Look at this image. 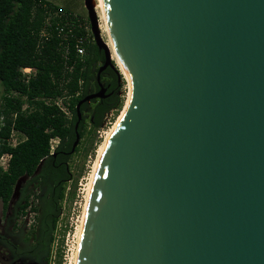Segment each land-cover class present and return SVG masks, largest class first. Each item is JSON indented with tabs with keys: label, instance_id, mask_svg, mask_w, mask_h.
<instances>
[{
	"label": "water",
	"instance_id": "water-1",
	"mask_svg": "<svg viewBox=\"0 0 264 264\" xmlns=\"http://www.w3.org/2000/svg\"><path fill=\"white\" fill-rule=\"evenodd\" d=\"M96 1L131 100L97 166L78 264H264V0ZM84 5L104 59L76 131L102 72L121 78Z\"/></svg>",
	"mask_w": 264,
	"mask_h": 264
},
{
	"label": "trees",
	"instance_id": "trees-1",
	"mask_svg": "<svg viewBox=\"0 0 264 264\" xmlns=\"http://www.w3.org/2000/svg\"><path fill=\"white\" fill-rule=\"evenodd\" d=\"M50 8L59 12L60 16L53 17L52 22L64 26V31L53 32L44 47L38 49V34ZM67 21L73 28L71 32H68L69 25H65ZM86 22L87 17L50 0H0V86L3 87L0 116H5V126L0 130V155L12 153L9 169L0 173L3 214H7L21 179L23 196L18 217L26 213L33 194L40 199L35 207L39 211L37 224L22 244L0 233V244L8 249L11 264H49L55 234L61 233L63 203L76 193L78 179L71 160L82 152L87 157L95 150L102 141L97 133L104 126L105 116L113 111L114 120L124 104L118 95L101 98L90 109L82 104L83 117L76 131L77 104L99 87V64L104 59L90 38L82 43L84 54L78 52L79 37L88 35ZM23 67L36 70L29 81L23 77ZM101 77L111 85L108 91L118 89L119 79L114 69L106 70ZM57 98L70 101L71 117L57 105ZM13 128L26 135L15 147L7 142ZM77 132L80 143L73 150ZM55 137L61 141L51 154L50 141ZM70 183L73 190L68 191ZM60 260L59 249L56 264H61Z\"/></svg>",
	"mask_w": 264,
	"mask_h": 264
},
{
	"label": "rangeland",
	"instance_id": "rangeland-1",
	"mask_svg": "<svg viewBox=\"0 0 264 264\" xmlns=\"http://www.w3.org/2000/svg\"><path fill=\"white\" fill-rule=\"evenodd\" d=\"M50 1L63 7L72 8L76 12L88 18V13L84 5V0H50ZM95 9L97 10V14L99 18V26H100L99 29L101 32V36L105 41L111 44V40L104 27L102 12L96 6ZM112 56L115 65H117V68H119L121 72V78L120 80H118L119 87L116 92L118 96L124 99L123 107L119 112L120 115L125 107V103L129 96L130 85L126 75L120 69L118 62L116 61V57H114L113 54ZM2 94H3V87L0 86V103L2 100ZM119 115H117L114 120H112V117L114 116L113 111L109 112L105 116L104 126L97 133L98 134L97 138L98 139L101 138L102 141L100 144L96 146L94 151H90L87 157H84L85 155L82 152L80 156L76 155L71 160V164L73 165V172L75 174V178L78 179V182H77L75 196L70 197L71 199L68 196L67 201L63 203V214H62V219L60 221L61 233L59 232L57 234V243H54V250L57 253L59 252L60 249L61 264H71V263L73 264L74 262L73 257L75 254L76 247L78 245V228L79 225L81 224V219L83 216L84 207L86 203L87 187L91 175L93 173L96 161L98 159L100 147L103 144L108 131L117 121ZM79 143H80V139L78 141V144ZM22 185L23 183H20V186L17 190V194L11 200L9 210L6 215L3 214L2 202L0 201V233H5L6 235L11 236L16 242L21 244L23 242L22 240H24L26 235L32 232L33 226L37 224V216L39 214V211H37L36 218L33 222L31 221L25 222L22 220V216L18 217L17 210L19 209V203L23 196ZM30 188L32 189L33 186L30 185ZM67 188L68 191L73 190L72 183H70ZM32 196L35 195L33 194ZM34 198L37 204H39L40 199L38 197L37 198L34 197ZM59 234L61 236H59ZM0 264H9L8 258L4 255V253L1 252V250H0Z\"/></svg>",
	"mask_w": 264,
	"mask_h": 264
},
{
	"label": "built area",
	"instance_id": "built-area-1",
	"mask_svg": "<svg viewBox=\"0 0 264 264\" xmlns=\"http://www.w3.org/2000/svg\"><path fill=\"white\" fill-rule=\"evenodd\" d=\"M48 15L46 17V22L45 25L42 27V29L39 31V39H38V44L37 47L38 49H42L44 47V43L46 40H48L51 36L53 32H57V30L59 31V34H61L64 31V26L61 25H57L55 23L52 22V18L56 17V16H60L59 12H57V10H52L51 8L47 10ZM65 25L68 26V32L72 31V26L70 24L69 21L65 22ZM84 27L86 29V31L88 32L87 37H79L78 39V52L80 54H84L85 52V48L84 46H82V43L85 40H93V34H92V30H91V25L89 23V19L88 22H86L84 24ZM100 27V26H99ZM64 39H66V36H63ZM107 42V41H106ZM108 43V42H107ZM109 45V43H108ZM112 51V50H111ZM113 57V56H112ZM23 77L25 78V80L29 81L35 74H36V70L33 67H23L21 69ZM80 92H78L77 94H79ZM50 101V100H48ZM57 105L60 107V109L68 116L71 117V110H70V101L68 100L67 102H64L63 98H57L56 101ZM27 106L25 105L24 108H26ZM17 114H14V116H16ZM111 124V121H110ZM3 126H5V116L1 115L0 116V130L3 128ZM26 139V135L17 130V129H12L10 132V136L7 138V142L10 146H17L20 142H22L23 140ZM60 138L59 137H55L52 138L50 143H51V154L54 153L56 147L58 146V144L60 143ZM11 158H12V153L11 152H5L3 154L0 155V173L5 172L9 169L10 167V162H11ZM35 196L31 197L30 203L28 205V207L26 208V213L24 215H22V220L27 222V221H31L33 222L36 218L37 215V210L35 209V207L38 205L35 198ZM37 198V197H36ZM54 243H57V232L55 234V240ZM54 243H53V250H52V255H51V259L49 264H56V251L54 250Z\"/></svg>",
	"mask_w": 264,
	"mask_h": 264
},
{
	"label": "bare ground",
	"instance_id": "bare-ground-1",
	"mask_svg": "<svg viewBox=\"0 0 264 264\" xmlns=\"http://www.w3.org/2000/svg\"><path fill=\"white\" fill-rule=\"evenodd\" d=\"M93 5L96 6L97 8H99V9L101 10V12H102V9H101L100 4H99L96 0H93ZM98 12H99V10H98ZM102 17H103V21H104L103 23H104L105 30H106V32L108 33L107 28H106V24H105V20H104L103 13H102ZM108 36H109V34H108ZM109 38H110V36H109ZM110 40H111V39H110ZM109 46H110V48H111V50H112V54L114 55V57H116V61L118 62V65H119L120 69H121L122 72L126 75L128 81H129V77H128V75H127V73H126V71H125V69H124V67H123V65H122V63H121V61H120V59H119V57H118V55H117L115 49H114V47H113L112 42H111V44H109ZM129 85H130V81H129ZM130 100H131V86H130L129 96H128V98H127V101H126V103H125V107H124L122 113L119 115L117 121H116L115 124L112 126V128H110V130L108 131V133H107V135H106V138H105L103 144H102L101 147H100V151H99L98 159H97V161H96V164H95V167H94L93 173H92V175H91V178H90V181H89V184H88V187H87L86 203H85V207H84L83 216H82V219H81V224L79 225V228H78V245H77V247H76L74 257L72 256L73 259H74L73 264H78V258H79V252H80V246H81V239H82V233H83V227H84V221H85L86 210H87V206H88V202H89V198H90V194H91V190H92V185H93V181H94V177H95V173H96V170H97V166H98V163H99L100 157H101V155H102V153H103V150H104V148H105L107 142L109 141V139H110L112 133L114 132V130H115V128L117 127V125L119 124L120 120L122 119V117H123V115H124V113H125V111H126L128 105H129ZM71 264H72V263H71Z\"/></svg>",
	"mask_w": 264,
	"mask_h": 264
},
{
	"label": "flooded vegetation",
	"instance_id": "flooded-vegetation-1",
	"mask_svg": "<svg viewBox=\"0 0 264 264\" xmlns=\"http://www.w3.org/2000/svg\"><path fill=\"white\" fill-rule=\"evenodd\" d=\"M103 63V60L100 62V66H101V64ZM109 69H113V68H111V67H108V68H106L103 72H104V75H105V73H106V70H109ZM102 72V73H103ZM102 78V77H101ZM101 82H102V84H103V87L105 88V91L104 92H102V97H100V98H95V99H92L91 101H89V102H86V103H84L86 106H87V109H90V107L92 106V105H94L95 103H96V101H98V100H100L101 98L103 99V98H110L111 96H113V95H117L116 94V91H117V88H114V90H110V91H108L109 90V88H110V84L108 83V82H106V79L103 77V80H101ZM98 86H99V83H98ZM101 89H100V86L98 87V88H96L95 90H93L92 92H90L89 94H92V93H97V92H99ZM0 250H1V252L2 253H4V255L8 258V260H9V264H11V258H10V253H9V251H8V249H5L1 244H0Z\"/></svg>",
	"mask_w": 264,
	"mask_h": 264
},
{
	"label": "crops",
	"instance_id": "crops-1",
	"mask_svg": "<svg viewBox=\"0 0 264 264\" xmlns=\"http://www.w3.org/2000/svg\"><path fill=\"white\" fill-rule=\"evenodd\" d=\"M1 201V200H0ZM2 202V201H1ZM2 207H3V204H2Z\"/></svg>",
	"mask_w": 264,
	"mask_h": 264
}]
</instances>
